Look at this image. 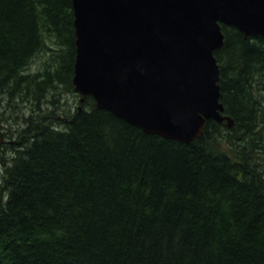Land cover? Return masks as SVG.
Masks as SVG:
<instances>
[{
  "label": "trees",
  "instance_id": "16d2710c",
  "mask_svg": "<svg viewBox=\"0 0 264 264\" xmlns=\"http://www.w3.org/2000/svg\"><path fill=\"white\" fill-rule=\"evenodd\" d=\"M222 30L221 100L235 123L209 119L183 142L92 95L81 102L73 0H0V101L39 110L12 133L20 156L0 158V264H264V170L252 154L264 149V38ZM50 51L53 64L33 71ZM61 85L80 97L65 128L41 114Z\"/></svg>",
  "mask_w": 264,
  "mask_h": 264
},
{
  "label": "water",
  "instance_id": "95a60500",
  "mask_svg": "<svg viewBox=\"0 0 264 264\" xmlns=\"http://www.w3.org/2000/svg\"><path fill=\"white\" fill-rule=\"evenodd\" d=\"M77 57L73 84L97 106L183 142L201 138L225 114L215 51L222 24L264 38V0H73Z\"/></svg>",
  "mask_w": 264,
  "mask_h": 264
},
{
  "label": "rangeland",
  "instance_id": "374dc122",
  "mask_svg": "<svg viewBox=\"0 0 264 264\" xmlns=\"http://www.w3.org/2000/svg\"><path fill=\"white\" fill-rule=\"evenodd\" d=\"M50 45L53 48L56 47L55 43L52 41H49V46ZM52 55L53 52L50 51L49 53H41L40 57H35L32 64L33 71L43 67L44 65H52V62H54L51 58ZM44 58H46L45 60H49L43 64ZM62 87L63 86L61 85L60 88ZM56 96L57 97H55L52 93L50 94V91L47 93L46 99H43L46 101L43 102L41 114L51 122H54L58 118L59 121L57 125L65 128L66 125L64 120L67 118V114H74L76 110L75 108H77L78 104H80V97L74 95L72 92H68L67 88H62V91L59 92V94H56ZM32 115L38 117L39 110L35 109L34 105L29 101H23L21 98L14 99L12 101L6 98L5 100L0 101V158L3 157L7 161H10L16 160L20 156L17 154V151L21 149L22 146L19 143H14V141L17 142V139H12V133L16 131L17 134V132L21 130V122L24 121L23 119L31 117ZM238 138L239 136L236 137L234 144H236ZM263 145L264 144H262V147ZM238 152H240L239 149ZM255 153H257V156L255 157L257 159V161H255L258 164L257 167L260 170H264V149H259L257 152H253L252 154L254 155ZM252 158L254 159V157ZM1 183L2 179H0V185ZM0 192H2L1 189ZM3 201H6L5 196L3 197Z\"/></svg>",
  "mask_w": 264,
  "mask_h": 264
}]
</instances>
